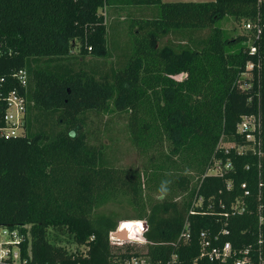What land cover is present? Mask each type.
Listing matches in <instances>:
<instances>
[{
  "label": "trees",
  "instance_id": "16d2710c",
  "mask_svg": "<svg viewBox=\"0 0 264 264\" xmlns=\"http://www.w3.org/2000/svg\"><path fill=\"white\" fill-rule=\"evenodd\" d=\"M226 17L251 25L248 34L229 38L217 25ZM128 19L133 45L115 41ZM21 69L26 131L0 139V227L30 234L28 264H166L173 255L235 264L199 259L201 233L225 229L235 251L257 249L261 237L264 257V1L0 0V75ZM114 113L144 169L119 164L103 143L100 123ZM244 116L261 121V156L220 147L247 145ZM217 161L233 169L204 177ZM121 195L138 205L135 218L98 211ZM196 196L203 203L190 215ZM236 203L244 213L233 214ZM122 220L147 221L143 255L112 252ZM186 221L191 239L175 247Z\"/></svg>",
  "mask_w": 264,
  "mask_h": 264
},
{
  "label": "built area",
  "instance_id": "2783aa9c",
  "mask_svg": "<svg viewBox=\"0 0 264 264\" xmlns=\"http://www.w3.org/2000/svg\"><path fill=\"white\" fill-rule=\"evenodd\" d=\"M263 2L264 0H259ZM247 29H251V25L247 24ZM255 51V49H252ZM252 65L249 64L247 69H252ZM12 80H15L19 87L14 88L10 83L9 78L0 75V139L8 140L14 137L23 136L26 131V121L28 114V100L26 98L23 89L28 87V73L26 70H19L11 76ZM239 135L245 137L247 145L241 146L230 141V145H225L224 139L220 142V147L225 148L226 153L230 149H237L238 154H242L244 150H251L253 153L262 155V124L258 117L244 116L241 122L238 124ZM233 169L231 162L223 164L222 162H215L213 167L206 173L204 177H224V175ZM249 170V166L246 167ZM228 188H231V182L228 183ZM246 196H250L247 183L242 184ZM264 189V183L259 182V194H262ZM260 200V199H259ZM203 203V197L196 196L193 208L190 211V215L198 214L195 211L196 207H199ZM244 204L240 205L236 203L232 206L233 214H242L245 212ZM263 209V204L260 205V210ZM227 216V214H225ZM140 224V241L133 242L130 237L128 239H121L118 237L120 228L125 222H121L116 231L110 233V245L123 246L127 243H135L141 246L148 247L149 241L145 238V233L148 231L147 221L141 220ZM260 223L264 224V215H260ZM129 224V223H128ZM230 232L225 229L220 234L212 237L208 232H202L200 235V260H207L211 263L219 262L226 263L229 260H234L235 264H264L263 257V241L260 237L257 243V249L254 245H249L247 248L235 251L232 243L222 242V236H228ZM191 239V229L189 221H186L182 233L178 239V243H174L173 246L177 247L179 242L186 243ZM30 240V234L24 233L19 227L10 228L0 227V264H28V259L22 257V247L26 241ZM141 255V254H140ZM143 255V254H142ZM178 256L173 255L166 264H177ZM128 264H146L145 260L141 257L133 256Z\"/></svg>",
  "mask_w": 264,
  "mask_h": 264
},
{
  "label": "rangeland",
  "instance_id": "374dc122",
  "mask_svg": "<svg viewBox=\"0 0 264 264\" xmlns=\"http://www.w3.org/2000/svg\"><path fill=\"white\" fill-rule=\"evenodd\" d=\"M178 1H213V0H178ZM157 9H160L157 6ZM133 21L128 19L125 22H122L119 26L120 31L126 29L128 34L126 38H122V36L115 40L119 43H128L129 45H133V39L131 36V27ZM217 25L221 27V29L227 34L229 38H236L238 36H244L248 34L247 23L241 22L237 23L235 19L226 17L217 22ZM110 40V39H109ZM114 41V42H115ZM113 42V43H114ZM110 47V46H109ZM70 93V90H69ZM118 114L114 113L113 115H104V120L100 123V137L105 145H110L112 149H118L119 152L116 155L119 159V164L124 166H137L140 169H144L147 164V158L141 155L138 150L133 148L129 143V133L127 129V122L124 119L125 117H119ZM94 127V126H93ZM91 129V128H90ZM230 141H224L225 145H230ZM121 144V145H120ZM109 146V147H110ZM151 196L154 198H160L157 193L151 192ZM138 205H133L131 201H129L124 196H118L115 201H112L108 204L102 206L98 211L104 213H118V217H136L139 213ZM122 219V218H120ZM126 224H123L120 228V233L125 234L128 233L129 237L133 239V242L140 241V224L139 221H126L122 220ZM120 221V222H122ZM129 223V224H128ZM127 247H130L131 254H144L147 251V247L141 246L135 243H127L123 246H115L112 249L113 253H124ZM72 250H76L77 247L72 245ZM80 251H83V247L79 248Z\"/></svg>",
  "mask_w": 264,
  "mask_h": 264
},
{
  "label": "crops",
  "instance_id": "0c3cea01",
  "mask_svg": "<svg viewBox=\"0 0 264 264\" xmlns=\"http://www.w3.org/2000/svg\"><path fill=\"white\" fill-rule=\"evenodd\" d=\"M164 3H172V2H196V1H178V0H162ZM214 1V0H213ZM202 2H212V1H200ZM199 2V3H200Z\"/></svg>",
  "mask_w": 264,
  "mask_h": 264
},
{
  "label": "water",
  "instance_id": "95a60500",
  "mask_svg": "<svg viewBox=\"0 0 264 264\" xmlns=\"http://www.w3.org/2000/svg\"><path fill=\"white\" fill-rule=\"evenodd\" d=\"M118 237L121 238V239H128L129 238V235L128 233H125V234H121L120 232L118 233ZM111 248L115 247L114 245H110Z\"/></svg>",
  "mask_w": 264,
  "mask_h": 264
}]
</instances>
